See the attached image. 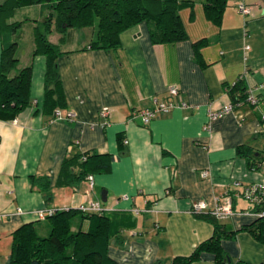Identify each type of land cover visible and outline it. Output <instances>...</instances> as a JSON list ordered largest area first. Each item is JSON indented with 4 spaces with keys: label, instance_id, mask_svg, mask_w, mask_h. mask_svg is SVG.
<instances>
[{
    "label": "crops",
    "instance_id": "crops-1",
    "mask_svg": "<svg viewBox=\"0 0 264 264\" xmlns=\"http://www.w3.org/2000/svg\"><path fill=\"white\" fill-rule=\"evenodd\" d=\"M178 1L184 39L152 43L148 22L142 20L120 31L119 45L110 50L82 49L94 37V23L56 27L53 19L46 21L48 3L27 6L33 10L25 16L35 20L33 46L22 66L15 55L11 74L30 66V103L14 119L0 120V212L5 214L0 218V264H7L11 233L37 220L35 210L76 208L88 200H98L110 212V258L119 264H170L212 234V224L191 214L190 204L204 200L211 206L225 195L231 197L233 214L222 223L232 233L220 235L221 257L264 264V244L241 228L256 217L242 190L250 184L264 189V161L252 170L235 150L246 144L256 156L264 155V0H226L218 25L205 18V0ZM239 5L249 13L241 14ZM19 8L0 18V51L6 25L21 24L11 20ZM47 22L46 38L60 52L54 60V97L60 98L55 106L72 112L71 121L51 120L41 108L45 55L34 50L36 35L45 32ZM20 38L18 30L10 35L16 48ZM200 39L205 43L196 51L193 44ZM240 76L256 103L236 105L207 121L208 109L228 102L222 83ZM170 86L178 89L186 108L174 107L146 124L133 115L149 107L152 96L165 99ZM118 134L126 140L121 149ZM86 152L111 154L109 170L91 172V183L82 178L55 185L62 160ZM30 176L47 178L49 185H31ZM88 221L76 219L74 226L86 229ZM221 257L202 251L190 264H226Z\"/></svg>",
    "mask_w": 264,
    "mask_h": 264
},
{
    "label": "trees",
    "instance_id": "trees-1",
    "mask_svg": "<svg viewBox=\"0 0 264 264\" xmlns=\"http://www.w3.org/2000/svg\"><path fill=\"white\" fill-rule=\"evenodd\" d=\"M48 3L49 15L56 27L86 26L94 23V37L82 49L110 50L119 45V33L123 29L140 21H147L149 37L152 43L172 42L184 39L186 31L178 15L181 1L178 0H9L0 4V18L5 17L14 7H23L35 3ZM226 4V0H205L202 4L204 16L218 25ZM46 23L44 33L36 35V49L45 55L44 92L42 111L50 112L61 109L60 98L56 93L57 73L54 60L60 52L56 45L50 43L46 35L49 25ZM18 23L8 24L9 30L1 36L0 51V120H12L19 111L30 103V66L12 70L17 61L16 43L10 39ZM205 43L204 39L194 42L198 47ZM51 86L50 87V85ZM228 102L234 106L248 103L249 90L240 76L231 84L222 83ZM122 134L116 137L117 146L122 148ZM236 153L245 158L252 170H258L264 161V155L256 156L250 147L241 144L235 148ZM112 155L107 153H83L80 156L66 157L62 160L55 185L73 184L86 178L93 171L107 172ZM76 168V169H75ZM75 170V171H73ZM31 185L45 188L49 185L47 178L29 177ZM258 201L251 203L250 213L261 212L264 195H258ZM49 209V208H46ZM110 212H81L76 208L58 209L45 215L43 222L39 220L21 224L11 233L10 251L7 264H119L107 254L109 237L114 233L108 222ZM198 218L209 221L212 226L210 237L199 244L187 256H175L170 264H190L199 257L202 251H208L219 259L220 235L232 233L227 223L218 220L208 213L194 214ZM76 219H87L89 225L82 229L74 226ZM221 221V222H220ZM250 236L264 244V215H256L249 224L241 227ZM45 230V232H44ZM226 264L229 262L221 257Z\"/></svg>",
    "mask_w": 264,
    "mask_h": 264
},
{
    "label": "built area",
    "instance_id": "built-area-1",
    "mask_svg": "<svg viewBox=\"0 0 264 264\" xmlns=\"http://www.w3.org/2000/svg\"><path fill=\"white\" fill-rule=\"evenodd\" d=\"M238 11L241 14H248L249 8L244 5L238 6ZM248 49V45L244 46V50ZM246 52L244 53V57ZM179 91L176 87L170 86L166 90V97L163 100H159L156 97H151V105L149 107L140 108L136 110L133 115L138 116L143 124H146L153 118L158 117L159 115L168 112L170 109L174 107L179 108H186L187 104L179 98ZM251 103H256L257 98L253 94L249 93L247 98ZM234 107L233 104L227 102L226 104L222 105L221 107L217 108L216 110L208 109L207 112V121L213 120L229 112ZM100 115H106L107 110L106 107H102L100 110ZM74 114L72 112L66 111L62 113L59 109L54 110L51 120H57L63 117L66 121H71ZM208 125L205 124L204 127ZM123 143L126 142L125 139L122 140ZM200 175L202 177L206 176V171H201ZM91 183L92 176L88 174L85 178ZM242 196L244 199L248 200V202H256L258 201V195H264V189L261 188V185L258 184H250L243 188ZM125 198V196H121ZM231 197L225 195L221 198L215 199L213 204L209 206L204 200H197L190 204L189 212L191 214H198V213H208L209 215L213 216L218 220H225L229 218L233 214L232 206H231ZM60 209H67V207H62ZM76 209L81 212H90V213H101L106 211L98 200H88L85 204H79L76 206ZM55 208H43L34 211L35 217L37 220H44L45 215H49L53 213ZM134 212H137V208L133 209ZM5 215L4 213L0 212V218ZM256 215H264V212L261 211L256 213Z\"/></svg>",
    "mask_w": 264,
    "mask_h": 264
},
{
    "label": "rangeland",
    "instance_id": "rangeland-1",
    "mask_svg": "<svg viewBox=\"0 0 264 264\" xmlns=\"http://www.w3.org/2000/svg\"><path fill=\"white\" fill-rule=\"evenodd\" d=\"M31 10L33 9H29L28 11V7L24 6L23 8H19L18 10H16V12L14 13V15L12 16L11 20H21V24L15 28V30H18V32L21 34V38L19 40V44L18 47L15 49V55L19 56V64L20 66H22V63L25 62V60L27 59V53L29 52V50L32 48L33 44H32V30L34 28V23L35 20H32V18L30 17V20L25 16L28 15L27 12H31ZM36 20H38L39 22L41 20H43V18H34ZM45 20V18H44ZM42 25H44L42 23ZM41 23L39 24V30L42 28ZM17 56V57H18Z\"/></svg>",
    "mask_w": 264,
    "mask_h": 264
},
{
    "label": "water",
    "instance_id": "water-1",
    "mask_svg": "<svg viewBox=\"0 0 264 264\" xmlns=\"http://www.w3.org/2000/svg\"><path fill=\"white\" fill-rule=\"evenodd\" d=\"M104 193V192H103ZM102 200L104 201V198H102Z\"/></svg>",
    "mask_w": 264,
    "mask_h": 264
}]
</instances>
